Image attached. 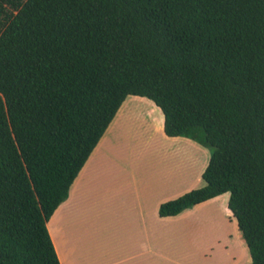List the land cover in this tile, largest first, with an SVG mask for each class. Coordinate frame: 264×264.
I'll return each instance as SVG.
<instances>
[{
	"label": "trees",
	"instance_id": "obj_1",
	"mask_svg": "<svg viewBox=\"0 0 264 264\" xmlns=\"http://www.w3.org/2000/svg\"><path fill=\"white\" fill-rule=\"evenodd\" d=\"M128 96L211 149L159 216L227 194L264 264V0H0V264H60L46 224Z\"/></svg>",
	"mask_w": 264,
	"mask_h": 264
},
{
	"label": "crops",
	"instance_id": "obj_2",
	"mask_svg": "<svg viewBox=\"0 0 264 264\" xmlns=\"http://www.w3.org/2000/svg\"><path fill=\"white\" fill-rule=\"evenodd\" d=\"M210 156L191 139L165 136L161 111L128 96L46 224L59 263L251 264L227 194L158 214L204 186Z\"/></svg>",
	"mask_w": 264,
	"mask_h": 264
},
{
	"label": "rangeland",
	"instance_id": "obj_3",
	"mask_svg": "<svg viewBox=\"0 0 264 264\" xmlns=\"http://www.w3.org/2000/svg\"><path fill=\"white\" fill-rule=\"evenodd\" d=\"M160 119H162L161 115H159ZM206 148L208 151H210L211 149L210 148H207V147H204ZM227 195H225L223 198H225Z\"/></svg>",
	"mask_w": 264,
	"mask_h": 264
}]
</instances>
